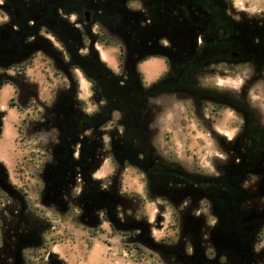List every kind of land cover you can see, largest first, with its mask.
Masks as SVG:
<instances>
[{"label":"flooded vegetation","instance_id":"flooded-vegetation-1","mask_svg":"<svg viewBox=\"0 0 264 264\" xmlns=\"http://www.w3.org/2000/svg\"><path fill=\"white\" fill-rule=\"evenodd\" d=\"M107 49L113 64L102 56ZM36 56L51 61L60 79L53 103L38 107V127L51 132L41 151L51 163L44 159L41 165L54 168L40 180L63 195L52 198L56 210L120 232L141 228L117 214L125 194L122 175L131 171L149 198L169 204L176 220L186 218L183 231L196 250L200 242L215 258L235 254L238 264H262L249 243L264 225V123L243 92L203 78L220 64L232 72L242 66L250 74L262 70L264 14L247 13L229 0H0V85L5 71L20 74L18 66ZM155 59L162 67L148 77L145 64ZM78 76L88 84L86 99ZM166 95L182 98L185 114L196 111L206 124L220 123L230 112L226 129L213 135L222 153L214 172L188 170L170 149L156 146L152 125ZM106 160L112 172L103 179L95 172ZM112 202L117 205L109 217ZM196 209L205 212L195 215ZM31 220L17 212L0 224L7 231L0 235L6 255L14 254L17 241L33 251L43 246L42 237L38 245L25 237L38 227L47 230Z\"/></svg>","mask_w":264,"mask_h":264},{"label":"rangeland","instance_id":"rangeland-1","mask_svg":"<svg viewBox=\"0 0 264 264\" xmlns=\"http://www.w3.org/2000/svg\"><path fill=\"white\" fill-rule=\"evenodd\" d=\"M229 1L235 8L240 5L237 9H244L247 13L264 14V0ZM253 8H261L262 11L250 12L249 9ZM112 53L110 49L102 51V56L111 64ZM50 62L36 56L18 66L20 74L11 68L1 78L0 224L5 226L17 212H21L31 221L36 220L33 222L38 226L46 225L47 230L43 232L38 227L35 232L25 233V237H31L35 245L42 237L43 246L34 251L28 250L30 245L21 241L12 245L13 255H6L0 247V264H47L50 256L52 264H199L204 259H208L207 264H238L235 254L229 260L223 256L215 258L210 256L208 246L203 247L200 242L196 250L191 236L183 231L186 218L180 216L176 220L169 204H164L159 198H149L138 176L131 171L122 175L121 191L125 194L117 214L122 221L133 219L141 228L120 232L119 228H113L107 222L98 226L96 221L83 224L73 219L67 209L56 210L52 198L63 195L55 194L56 189L47 188L40 180L42 173L54 174L53 165H41L44 159L51 163L49 154L41 152L42 144L47 142L51 132L38 127V107L51 105L60 87V79L52 73L54 65ZM145 65L148 77L158 73L162 67L159 59ZM78 77L79 94L86 99L88 84L84 78ZM203 79L220 86H231L239 91L237 93L243 92L248 105L264 123V67L260 72L250 74L247 66L237 67L232 72L220 64L214 74ZM85 104L88 107L89 102ZM160 105L164 106L163 112L152 125L156 146L162 151L170 149L171 155L188 170L205 174L214 172L219 162L217 154L222 153L213 135L217 128L226 129L225 119L231 115L230 112H224L220 123L206 124L198 120L201 114L196 111L185 114L182 98L166 95L161 98ZM111 172L112 165L106 160L95 175L106 179ZM97 195L90 194V199L96 200ZM116 205V202L110 204L112 215L109 217L115 214ZM178 207L182 211L180 205ZM201 211L205 212L192 210L195 215ZM110 220L116 224L114 219ZM2 226L0 235L4 237L3 232L7 231ZM22 236L20 234L19 237ZM14 237L11 234L8 240L11 242ZM199 238L194 235L195 243ZM250 239L249 252L264 264V225L259 239ZM192 258L194 261L190 260Z\"/></svg>","mask_w":264,"mask_h":264},{"label":"clouds","instance_id":"clouds-1","mask_svg":"<svg viewBox=\"0 0 264 264\" xmlns=\"http://www.w3.org/2000/svg\"><path fill=\"white\" fill-rule=\"evenodd\" d=\"M239 7H240V5H237V8H239ZM249 11L250 12H260V11H262V9L261 8H253V9H249ZM5 19H6V17H5ZM89 111H91V110H89Z\"/></svg>","mask_w":264,"mask_h":264}]
</instances>
